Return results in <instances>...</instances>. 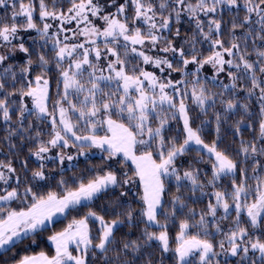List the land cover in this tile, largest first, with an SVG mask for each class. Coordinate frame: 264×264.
<instances>
[{"label": "snow or ice", "instance_id": "1", "mask_svg": "<svg viewBox=\"0 0 264 264\" xmlns=\"http://www.w3.org/2000/svg\"><path fill=\"white\" fill-rule=\"evenodd\" d=\"M225 7L244 13L242 20L234 15L227 45L222 39V20L216 18L218 10ZM9 8L10 16L0 17V48L5 49L0 51V117L11 124L13 106L18 103V128L9 127L4 140L14 149L11 138L18 132L28 133L34 140L30 155L41 163L31 170V180L22 183L13 162L0 160L2 264H89L90 253L94 259L100 258L101 264H153L147 252L153 242L161 255L159 264L168 253L175 264H193L194 257L198 264H219L216 258L220 255L238 257V264H248L250 259L251 264L257 260L264 264V239L253 238L254 231L264 224V160L257 158L264 157V0H39L38 21L34 0H0V9ZM185 15L194 29L188 39L177 44L181 30L173 31L172 23L179 24ZM52 22H58L57 31H51ZM73 23L75 28L64 27ZM237 29L245 30L242 36L235 35ZM32 32L36 36L29 35L32 44H27L21 33ZM66 32L72 35L61 40ZM17 40L19 43H14ZM204 43L209 46L207 55L197 49ZM18 53L23 54L24 63L17 72L8 61ZM52 65L56 69L54 101L49 79ZM189 65H195L194 70L188 71ZM148 66L160 74L147 70ZM206 66L213 74L202 78ZM173 73L180 78L174 80ZM222 73L230 83L219 80ZM209 84L220 89L225 118L238 108L248 114L247 101L252 97L259 103L257 136L251 142L241 139L234 154L220 147V112L213 113L217 136L211 143L202 135L203 126L210 121L192 126L189 99L204 116L216 107L217 94ZM238 92L245 93L244 103H239ZM226 93H230L227 100L223 99ZM16 96L18 102L12 99ZM26 98L32 101L31 109ZM25 114L41 123L47 118L50 131L46 140L40 138L43 133L39 130L35 138L31 136V123L27 129L23 127ZM171 121L182 124V134L177 130L174 136L166 135ZM235 134H241L238 125ZM69 148L78 149L77 156H86V149L106 152L108 160L122 156L118 163L124 167L130 161L133 173L118 174L109 167L87 179L81 175L70 180L61 173L58 190L39 194L33 185L51 178L44 161L63 166L67 160L71 164L76 157L64 151ZM53 149H60L55 157L48 155ZM192 152L199 159L181 172L177 161ZM249 161L252 175L248 173ZM201 163L211 166L210 174L203 170L206 182L200 176L202 170L194 167ZM22 168L27 172L26 160ZM137 179L142 188L138 210L129 205L106 220L105 214L95 209L93 202L102 194L126 188ZM170 179L175 181L176 194L166 202ZM225 180L230 185H224ZM182 191L193 196L199 192L209 202L195 224L191 222L198 215L195 209H189L180 220L173 247L168 224L188 207L179 194ZM127 195L120 191L118 200ZM14 202H20L21 207H13ZM81 206L87 208L83 216L48 235L53 255L41 251L16 258L13 253L9 260L3 259L25 240L37 244L53 226L54 218H67ZM226 220L231 221L227 231L221 227V221ZM93 221L99 226L96 236L90 228ZM141 224L136 239L115 240L121 225L134 229ZM192 228L197 229L195 234L190 232ZM213 232L223 237L218 244L213 243ZM217 246L220 252L215 250ZM110 252L115 255L110 257ZM250 252L259 256L250 257Z\"/></svg>", "mask_w": 264, "mask_h": 264}, {"label": "trees", "instance_id": "2", "mask_svg": "<svg viewBox=\"0 0 264 264\" xmlns=\"http://www.w3.org/2000/svg\"><path fill=\"white\" fill-rule=\"evenodd\" d=\"M50 2V0H49ZM195 2V0H193ZM34 3L36 4L37 7V12L35 13L36 19L38 21L39 13H38V5H39V0H34ZM242 3V0H241ZM18 7V5H17ZM66 10V6H65ZM11 9H0V17L2 16H10ZM129 16L132 15L131 11H129ZM237 16L239 20L243 19L244 13L243 11L239 9H228L225 7L223 11L218 10L216 14L217 19L222 20V39L224 43L227 45L230 40V31H231V24L233 17ZM204 20V23L207 24V18L204 17L202 18ZM255 19V17H253ZM51 22V21H50ZM54 24V23H53ZM42 26V25H41ZM179 27L181 30V36L179 40L177 41V44L181 43L182 41L188 39L189 36H191L193 29H194V23L189 21L187 16H182L181 21L179 24H176L175 21L173 20L172 23V29L175 31V29ZM56 25H54L53 29L51 31H57ZM205 30H207L205 28ZM244 29H237L235 31L236 36H242L244 33ZM65 33L61 34L60 39L63 40V36ZM29 35L32 37L36 36L35 32L32 33H26L23 37L25 42L27 44H32V40L29 39ZM69 42V41H68ZM42 43V42H40ZM259 43V42H257ZM243 46V45H242ZM49 48H51V44L48 45ZM186 50H190V45L185 44L184 45ZM208 44L204 43L202 46L197 45V49L203 52L204 55L208 54ZM248 49L249 51L252 50V42L251 40L248 41ZM51 55V54H50ZM161 55H163L161 53ZM170 55V54H169ZM249 59H255L254 56H250ZM8 63L12 64L15 66V70L18 72L19 71V66L24 63V58L19 59L18 58H12ZM192 65H189L188 71H192ZM52 75L49 77L50 79V89H51V96H52V101H54L56 97V69L55 66L52 65ZM206 68V67H205ZM207 69V68H206ZM2 70V69H0ZM152 71L156 72L158 75L160 74L158 70L151 68ZM35 75V74H33ZM203 77H208V73L206 70L202 72V78ZM172 78L179 79V74L178 73H173ZM244 83H247V81H244ZM20 85L17 84V87ZM209 88L211 92L214 94H217V103L216 107L214 109H209L208 110V115L204 116L200 113V110L196 108L194 105H192L191 100H188V105L190 109V115L192 118V126L195 127H200L201 126V121L207 120L210 121V123L206 124L202 128V135L205 139L206 142L211 143L214 139H216V131H215V116L214 112H220L222 115V120H221V128H220V147L222 149L227 148L230 151V154H234L239 146L240 140L243 139L245 141L251 142L256 136L258 132V125H259V103L257 102L255 97L250 98L247 103L249 105V113L246 114L243 112L241 109H237L234 113H229L227 117L225 118L223 115V109L222 105L219 103L220 97L218 93L220 92L219 88L216 87H211L209 84ZM258 94V93H257ZM245 93L244 92H238L237 93V98L239 100V103H244L245 102ZM230 98V93H226L223 99L227 100ZM13 100L19 101V97H12ZM52 101L49 102V109L51 110L52 108ZM26 103L29 109L32 107V101L31 99L26 98ZM18 107V103L13 106L12 110V123L11 124H6L2 117H0V160L2 161H7L11 160L13 162L14 167L17 169V175H19L21 182H25L27 180H31V170L37 168L39 164L41 163L40 161L35 160L34 157L30 155V152L33 147L34 140L28 138V133L26 132H18L16 136H13L12 143L16 145L14 149H10L8 146V142L4 140V137L7 135V129L9 127L13 129L18 128V124L16 123L17 117H18V112H16V108ZM32 124V128L30 129L31 136L35 138L36 132L39 130L40 132L43 133V135L40 137L41 139H47V133L50 131V125L47 123V118L45 119L44 123H41L40 121L36 120V118L30 114H25V119H24V124L23 127L25 129L28 128L29 124ZM237 125L240 127L241 134L237 136L236 133V127ZM170 130L166 132V135L168 136H174L177 133V130L181 131L182 134V124L178 123L177 121H171L170 122ZM99 134H103L99 132ZM23 137V139L21 138ZM72 149V148H71ZM76 153V151H74ZM50 153V152H49ZM48 153V155H49ZM50 156V155H49ZM258 159L264 160V157H257ZM199 159L197 157L195 152L189 153L188 155H185L184 157H181L178 161L180 163L178 166L181 167V172L189 166V164L194 161ZM27 161L28 165V170L25 172V170L22 168V162ZM118 161H121V159H113V160H108L107 159V153L104 152V155L102 154H96V153H89L86 156H81L79 158H75L71 164L68 165H59V163L54 162L52 160H46L44 161L45 163V172L48 173V175L51 177L48 181H39L36 182L33 187L36 189V191L39 194H46L50 190H58L57 189V181L60 179L61 173L64 175L65 179H71L73 177H78V176H84L86 179L90 175L96 174L97 171L100 170H108L109 167H111L112 170L116 171L118 174H121L123 172H128L129 175H132L133 169L130 168L128 164L126 166L122 167ZM177 161V162H178ZM194 167L200 168L202 171L200 172V176L204 182H206V177L204 176V171L203 170H208L210 174V168L211 166L209 164H198L194 165ZM63 170V171H62ZM248 173L249 175H252L251 172V161H249V166H248ZM224 185H230L229 180L224 181ZM21 191H23V188H21ZM120 191H127L128 195L123 198H119V192ZM140 187L138 184H132L127 186L126 188H118L115 190H110L107 194H102L99 198H97L94 202L93 205L95 209L100 213V214H105V219L106 220H111L113 219L112 213L114 211L116 212H122L124 208L128 207L129 205L133 209H139V206L141 205V201L139 199L140 197ZM176 194V186L175 182L168 180L166 182V194H165V201L170 202L172 196ZM185 200V202L188 204V207L183 210V212H178L177 217L175 219V222H169L168 224V230H169V235L171 238V243L172 246H175V236L178 231L179 227V222L181 219H184L187 214L189 209H195L197 212L196 219L191 221L193 224L196 223V221L199 220V213L201 210H206L207 204L209 202L208 197H202L200 196V193L197 192L195 196L192 195L190 191H182L179 193ZM195 201V202H193ZM214 202V201H213ZM117 205H123V207H119ZM13 207L19 209L21 207L20 202H14L12 205ZM26 207V205H25ZM166 207H170V204L166 203ZM87 212V208L81 206L78 210H74L67 214V218L63 217L62 219H59L54 222L53 226L47 228L43 235L40 237L39 242L37 244H31V241L25 240L23 244H18V246L13 250V252H9L7 256H4V260H9L10 257L13 256V253L16 254V258H19V256L23 255H38L41 251L45 252L48 255H53L54 250L52 247L49 245L47 237L48 235H51L54 231H60L62 230L74 217L75 218H80ZM222 214V213H221ZM232 217L234 218V211L232 212ZM122 219H124L122 217ZM209 221L211 222V218H208ZM243 221L246 223L247 219L246 216L242 217ZM231 221L226 220V221H221V227L224 228L225 231L228 230V227L230 226ZM90 228L92 229V235L96 236L98 233L99 226L96 224L94 221L90 224ZM143 228V225H138V227L134 229H129L125 225H121L119 230L116 231L115 233V240L117 242L122 241L124 238H129V239H136L137 237L140 236L141 234V229ZM211 230V228H210ZM251 228L249 227V231ZM190 232L192 234H195L197 232L196 228L190 229ZM213 235L215 236V240L213 241L214 244H218V239L223 237L221 235L216 234L213 232ZM253 238H259V239H264V224H261L256 231L254 232V237ZM30 245V246H29ZM219 249L218 246L216 247L215 250ZM147 252L151 253L152 259H153V264H159L161 261V255L160 252L156 246V242H153V246L151 248L147 249ZM2 253V252H1ZM115 253L110 252L109 256L112 257L114 256ZM250 257H258L259 255L257 253H249ZM238 257L234 258H229L226 260V262H229L228 264H238ZM0 264H2V261H0ZM89 264H101V259L100 258H93L91 253L89 254ZM138 264H143L142 261H138ZM163 264H175V261L172 258V253H168L164 259H163ZM248 264H251V259L248 261ZM257 264H259V261L257 260Z\"/></svg>", "mask_w": 264, "mask_h": 264}, {"label": "rangeland", "instance_id": "3", "mask_svg": "<svg viewBox=\"0 0 264 264\" xmlns=\"http://www.w3.org/2000/svg\"><path fill=\"white\" fill-rule=\"evenodd\" d=\"M52 23H54V25H56V24H58V22H52ZM97 23H99V21H97ZM65 28H75V23H73V24H71V25H65L64 26ZM26 33H21V35L24 37V35H25ZM64 35H68V36H71L72 35V33L71 32H66ZM72 41L70 40L69 41V43H71ZM14 43H19V40H17V41H14ZM5 49H3V48H0V51H4ZM15 58H18V60L19 59H23L24 57H23V54L22 53H18L17 54V56L15 57ZM192 70H194V68H195V65H192ZM207 68V69H206ZM206 68H204L203 70H202V72H204L205 70H206V72L208 73V77H211L212 76V74H213V70H212V68L210 67V66H206ZM147 70H149V71H152L151 70V67L150 66H148L147 67ZM219 80H221V81H223L224 83H230V81L227 79V76H226V74H221L220 75V77H219ZM100 132L101 133H103V134H101V135H104V131L103 130H100ZM83 134H86V133H83ZM58 151H60V149H53L50 153H49V155L50 156H52V157H55V155H56V153L58 152ZM66 153H68V154H72L74 157H76V158H79V157H81V156H77V152H78V149H76V148H69V149H65L64 150ZM74 151H76V153L74 152ZM86 152H87V154H89L90 152L91 153H96V154H103L104 155V152H102L101 150H99V149H86L85 150ZM115 159H123V157L122 156H117ZM180 163V161H178L177 162V165ZM127 164L130 166V168H132L133 169V166H132V164H131V162L129 161V162H127ZM64 165H68V162H67V160L65 161V163H64ZM170 181H173V182H175L174 181V179H170ZM14 182V181H13ZM136 184H138L139 185V187H140V194L142 195V188H141V186H140V184H139V181H138V179L136 180ZM63 218V216H58V217H56V218H54V222L55 221H57V220H59V219H62ZM246 219H247V217H246ZM256 231V230H255ZM254 231V232H255ZM250 233H252L253 232V230L251 229L250 231H249ZM221 240V238H219L218 239V241H220ZM49 243V242H48ZM49 245L52 247V245L49 243ZM219 248V247H218ZM52 249H53V247H52ZM54 250V249H53ZM217 252H220V249H217L216 250ZM1 252H3V250H0V253ZM73 254H75V252H73ZM258 255H259V253H257ZM229 258H234V257H231V256H226V255H220V256H218L217 258H216V260L217 261H219V264H228L229 262H226V260H228ZM193 264H198V258H196V257H194L193 258Z\"/></svg>", "mask_w": 264, "mask_h": 264}]
</instances>
